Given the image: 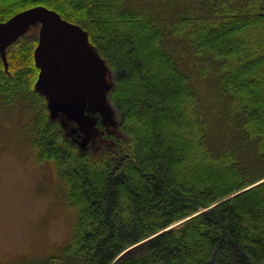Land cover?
Returning <instances> with one entry per match:
<instances>
[{
  "label": "trees",
  "instance_id": "1",
  "mask_svg": "<svg viewBox=\"0 0 264 264\" xmlns=\"http://www.w3.org/2000/svg\"><path fill=\"white\" fill-rule=\"evenodd\" d=\"M32 1L89 32L121 132L92 156L51 118L36 28L0 58V108L30 111L22 132L78 211L43 264H264V181L243 190L264 179V0ZM32 1L0 0V20Z\"/></svg>",
  "mask_w": 264,
  "mask_h": 264
},
{
  "label": "rangeland",
  "instance_id": "2",
  "mask_svg": "<svg viewBox=\"0 0 264 264\" xmlns=\"http://www.w3.org/2000/svg\"><path fill=\"white\" fill-rule=\"evenodd\" d=\"M7 1L11 0H4ZM37 6L53 11L83 35L84 40L78 41V44L72 43L74 48L67 51V57L79 63L75 65L77 71L62 69L66 79L80 83V90L86 88L85 81L91 76L93 92L89 95V102L74 96L69 99L62 90L56 91L55 85L43 76V68L38 65L35 57L36 49L41 43L39 26H42V22H29L20 33L21 25L24 26L27 22L23 20L15 29L3 34L0 45L7 44L6 57L4 59L0 53V58L7 64L10 48L19 40L23 41L32 28L37 29L33 57L39 70L34 86L46 96L50 116L61 124L66 136L76 141L81 151L95 156L110 143V137L107 138L109 133L112 137L121 135L120 118L109 97L114 82L111 70L92 42L89 32L65 17L61 10L41 2H27L17 8L4 10L3 14L7 12L9 15L0 20V25L14 15ZM52 24L53 32L58 31L66 39L65 34L69 32L63 31V26L55 21ZM16 34L18 36L15 38ZM122 97L125 98L124 95ZM165 105L170 107L168 100ZM29 114V110L24 111L16 106L14 109L0 108V264H43L48 257L60 255L71 238L78 216L77 209L67 201L53 162L38 160L28 138L22 132L21 127ZM160 129L167 128L161 123Z\"/></svg>",
  "mask_w": 264,
  "mask_h": 264
},
{
  "label": "water",
  "instance_id": "3",
  "mask_svg": "<svg viewBox=\"0 0 264 264\" xmlns=\"http://www.w3.org/2000/svg\"><path fill=\"white\" fill-rule=\"evenodd\" d=\"M26 20L27 22L23 25H21V30L19 32H23L26 29V26L29 24V22L33 23V21L36 22H42V26L40 29V45L36 49L35 57L37 59L38 65L43 68V76H46L49 81H51L55 85L56 91L59 89L62 90V92L70 99V96H74V98H82L85 99V102H89L88 98L89 95L93 92V81L91 79V76H88V80L85 81L86 88H83L82 90L79 89L78 84L79 82L75 83L73 81H69V79H66V76L64 74V71L62 68H67L70 71H77V67L75 65H78V62H74L72 58L67 57L69 50L71 48H74L72 46V43H79L84 40L83 35L74 29L71 25L64 22L57 14H55L53 11L46 9L43 6H37L34 8H29L25 11H22L16 15H14L12 18H10L7 22L0 25V37L5 34L6 32H9L14 27H17V25L23 21ZM57 22L59 25H62V30H67L69 34L66 32V39L62 38V35L58 31H54L52 29V22ZM65 27V28H64ZM15 29V28H14ZM74 34V35H73ZM15 38L18 36L17 34L14 35ZM76 36V38L74 37ZM14 38V39H15ZM10 39V40H14ZM79 41V42H78ZM7 44L0 45V53L2 54V57L5 59L6 53H5V47ZM84 46V45H82ZM67 80V81H66ZM264 181V179L258 181L257 183L246 187L243 190H246L260 182ZM185 220V219H184ZM184 220L180 221L179 223L183 222ZM176 223L167 229H171L175 227V225L179 224ZM166 229V230H167ZM146 240H143L128 249H126L124 252H122L118 258L122 257L124 254L131 252L133 250H137L141 248Z\"/></svg>",
  "mask_w": 264,
  "mask_h": 264
},
{
  "label": "flooded vegetation",
  "instance_id": "4",
  "mask_svg": "<svg viewBox=\"0 0 264 264\" xmlns=\"http://www.w3.org/2000/svg\"><path fill=\"white\" fill-rule=\"evenodd\" d=\"M39 27H40V29H41V24H40V26H39ZM40 29H39V37H40Z\"/></svg>",
  "mask_w": 264,
  "mask_h": 264
}]
</instances>
